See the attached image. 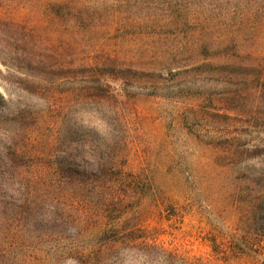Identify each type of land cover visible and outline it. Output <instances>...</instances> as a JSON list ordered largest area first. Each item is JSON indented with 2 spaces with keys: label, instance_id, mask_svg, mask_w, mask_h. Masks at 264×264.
Here are the masks:
<instances>
[{
  "label": "rangeland",
  "instance_id": "obj_1",
  "mask_svg": "<svg viewBox=\"0 0 264 264\" xmlns=\"http://www.w3.org/2000/svg\"><path fill=\"white\" fill-rule=\"evenodd\" d=\"M259 6L0 0V144L43 153L47 161L34 169L46 176L61 157L87 168L118 155L137 178L110 204L116 214L90 186L75 195L49 178L15 183L8 193L30 194L16 224L34 236L7 238L0 264H78L60 250L122 249L129 241L196 264H264V94L256 96L239 70L220 69L247 52L264 54ZM17 53L49 65L28 72L6 65ZM106 57L135 70L130 85L104 75L96 88L68 72ZM57 61L67 67H49Z\"/></svg>",
  "mask_w": 264,
  "mask_h": 264
},
{
  "label": "trees",
  "instance_id": "obj_2",
  "mask_svg": "<svg viewBox=\"0 0 264 264\" xmlns=\"http://www.w3.org/2000/svg\"><path fill=\"white\" fill-rule=\"evenodd\" d=\"M260 8H264V0H258ZM246 57L241 58L239 61L232 63L222 64V68L225 72L231 73L230 69L239 70L244 79V83L252 85L253 91L256 96H262L264 94V54L260 52L252 53L247 52ZM2 58V57H1ZM6 65L13 66L16 70H25L26 67H32L39 63L41 66L49 65L44 63L43 59H39L30 53H17L7 59L3 58ZM7 60V61H6ZM41 63V64H40ZM53 69L62 70L66 68L65 62L57 61L49 66ZM71 68V67H70ZM73 77L75 81L87 82L97 86L96 88H102L101 80L102 76L110 75L115 78H119L123 85H130L131 77L130 73H134L135 70L130 67H124L117 63V60L106 57L101 61L94 64H81L76 67H72ZM79 78H78V77ZM246 88L243 87V90ZM250 90V89H249ZM259 103H256V107ZM115 112V111H114ZM66 154V153H65ZM67 157V156H66ZM61 157L60 161L55 164L58 166L49 165L50 176L37 173L35 171L39 165H43L47 159L44 158L43 153H39L27 148H20L15 144L8 143L7 145L0 144V255L4 253L2 245L7 238L13 237L16 239L32 238L33 234H26L18 229L16 221L18 220L16 215H19L17 208L21 209L23 205L30 203L29 193L23 190L21 198H23L22 204H16L20 199H17L13 194L8 193L9 190L15 192L14 185L18 183L19 186L29 185L39 179L40 182L49 178L55 181L57 184H69L71 190H64L66 194H80L85 190V187L90 186L94 190L97 196H100L103 200V210L106 212L116 211L110 204L120 202L122 196L126 195V192L136 184L137 178L132 173H127L117 163L118 155H114L112 158L98 157L96 162L91 167H83L76 159H68ZM88 171V172H87ZM86 172L88 174H86ZM52 173V174H51ZM88 179L85 181V176ZM66 186V185H65ZM65 186H61L62 188ZM106 203H109L105 205ZM115 217V215H114ZM110 230L114 228L112 225L108 226ZM133 240V239H132ZM212 244L217 245L221 250H225L224 244L216 240L212 241ZM226 253V251H224ZM66 255V256H65ZM59 257L72 258L78 264H119L124 258H130L131 264H196L190 259L178 256L171 252H168L155 245L147 243H135L129 241L126 243V248H108L103 249L101 247L90 249H78L75 247L67 246L60 250ZM201 264V263H197Z\"/></svg>",
  "mask_w": 264,
  "mask_h": 264
}]
</instances>
